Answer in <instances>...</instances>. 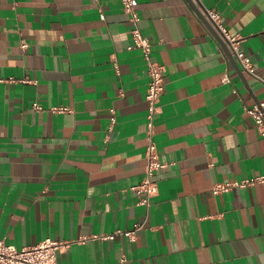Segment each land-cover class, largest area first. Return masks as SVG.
Masks as SVG:
<instances>
[{"label":"crops","instance_id":"0c3cea01","mask_svg":"<svg viewBox=\"0 0 264 264\" xmlns=\"http://www.w3.org/2000/svg\"><path fill=\"white\" fill-rule=\"evenodd\" d=\"M205 8L264 77V0H137L165 65L153 137L167 165L147 205L132 187L145 177L150 77L121 1L0 0V240L51 237L61 264H264V182L212 190L264 175L262 127L245 109L264 83L230 60ZM137 224L134 239L100 237Z\"/></svg>","mask_w":264,"mask_h":264},{"label":"built area","instance_id":"2783aa9c","mask_svg":"<svg viewBox=\"0 0 264 264\" xmlns=\"http://www.w3.org/2000/svg\"><path fill=\"white\" fill-rule=\"evenodd\" d=\"M124 10L129 14L131 21L132 43L128 48H139L146 60L148 74L150 77L149 85L146 91V100L148 103V122H147V145H146V169L144 179L132 189L138 194V203L149 204L151 196L159 191L158 180L155 178L157 170L164 168L167 164L160 158L157 144L154 140V117L160 109V97L164 91L165 65L156 61L152 57L151 41L148 36L143 34L139 21L140 16L137 11V0H120ZM203 16L219 34L222 41L226 44L230 53L235 57L241 68L261 80L264 83V77L256 72L255 64L248 51L243 47V38L238 34H233L224 23L220 12L216 8H205L202 11ZM100 17L104 19V14ZM22 42V47H26ZM117 66V64H115ZM229 80L227 75L224 81ZM36 109H42V106L34 102ZM246 111L254 120L255 125L261 126V135L264 137V99L259 100L252 106H245ZM54 112H72V107L68 105H59L51 107ZM116 120L115 110L111 109L110 126ZM256 182H264V175L253 178H244L242 180L220 181L213 185V192L219 193L228 191L234 187H244ZM141 227L137 224L130 229H117L109 234H102L103 239H113L117 234H123L130 239L135 238L136 231ZM62 246V242L51 237H46L33 245L17 247L15 244H9L5 240H0V264H61L57 260V250Z\"/></svg>","mask_w":264,"mask_h":264},{"label":"water","instance_id":"95a60500","mask_svg":"<svg viewBox=\"0 0 264 264\" xmlns=\"http://www.w3.org/2000/svg\"><path fill=\"white\" fill-rule=\"evenodd\" d=\"M192 4V3H191ZM193 7H195L193 4H192ZM198 12V11H197ZM199 16L204 20V22L207 24V26L209 27V29L211 30V32L214 34V36L220 41V43L224 46L225 50L227 51L228 55L230 56V60L232 62H235V59L233 57V55L230 53L229 49L227 48L226 44L222 41V39L220 38L219 34L212 28V26L209 24V22L205 19L204 16L200 15L199 13ZM237 69L239 70L240 74H241V69H239V67H237ZM243 76V74L241 75Z\"/></svg>","mask_w":264,"mask_h":264}]
</instances>
